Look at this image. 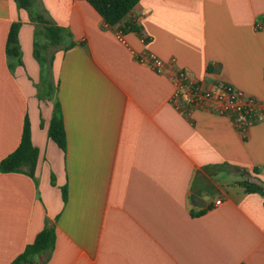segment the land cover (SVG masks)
Wrapping results in <instances>:
<instances>
[{
    "label": "crops",
    "instance_id": "crops-1",
    "mask_svg": "<svg viewBox=\"0 0 264 264\" xmlns=\"http://www.w3.org/2000/svg\"><path fill=\"white\" fill-rule=\"evenodd\" d=\"M38 13L71 34L54 51L46 102ZM13 23L21 65L6 55ZM130 23L141 35L122 32ZM146 54L160 71L140 63ZM181 72L205 91L231 86L264 102V0H140L113 27L85 0L28 11L0 0V162L26 117L39 150L33 178L0 172V264L53 224L55 248L38 263L264 264V194L244 184L264 190V122L243 131L214 101L179 107ZM56 101L65 152L48 137ZM194 195L212 202L198 208Z\"/></svg>",
    "mask_w": 264,
    "mask_h": 264
},
{
    "label": "trees",
    "instance_id": "trees-1",
    "mask_svg": "<svg viewBox=\"0 0 264 264\" xmlns=\"http://www.w3.org/2000/svg\"><path fill=\"white\" fill-rule=\"evenodd\" d=\"M19 8L28 11L32 6L38 5V0H15ZM95 11L103 18L108 26L119 24L127 15L131 14L133 9L139 4L140 0H85ZM31 21L39 28L40 35L44 38V42H34L33 55L41 69V81L48 86L47 100H50L56 88L53 81V59L54 52L47 57L48 48L50 46L58 48L67 37L71 34L64 28L57 27L51 21L45 19L40 13L35 17H31ZM21 23H13L11 25L7 43L6 55L8 60H17L18 64H22L21 47L18 39ZM123 33L135 32L139 35L140 31L134 23H130L121 29ZM73 46L72 43L67 49ZM55 48V49H56ZM48 137L65 152L66 150V133L61 106L58 101L53 105V115L48 128ZM39 159V150L35 148L31 141L30 122L28 117L25 119L23 136L19 147L0 162L1 173H25L30 177H34ZM246 191L249 193L264 194V190L258 185L244 183ZM63 197L66 198L67 191L62 190ZM56 244L55 225L46 226L35 238V240L26 246L11 264H43L38 263V256H45L46 259L53 252ZM45 259V260H46Z\"/></svg>",
    "mask_w": 264,
    "mask_h": 264
},
{
    "label": "built area",
    "instance_id": "built-area-1",
    "mask_svg": "<svg viewBox=\"0 0 264 264\" xmlns=\"http://www.w3.org/2000/svg\"><path fill=\"white\" fill-rule=\"evenodd\" d=\"M119 37L121 38V34ZM140 63L156 71H160L163 67V62L152 54L141 56ZM173 101L179 107L191 109L201 108L205 102L214 101L220 114L238 117L237 127L243 131H247L259 122H264V102L248 98L243 92L231 86H224L216 92L205 91L200 85L191 81L184 72L179 75ZM216 204L219 205L220 201Z\"/></svg>",
    "mask_w": 264,
    "mask_h": 264
},
{
    "label": "rangeland",
    "instance_id": "rangeland-1",
    "mask_svg": "<svg viewBox=\"0 0 264 264\" xmlns=\"http://www.w3.org/2000/svg\"><path fill=\"white\" fill-rule=\"evenodd\" d=\"M37 39L39 40V42H44V38L40 35L37 36ZM56 47H52L50 46L48 48V52H47V57L49 58L51 56V54L55 51ZM47 90H48V86L47 84L43 83V82H38L36 84V91H37V96L40 100H42L43 102H46L47 98Z\"/></svg>",
    "mask_w": 264,
    "mask_h": 264
},
{
    "label": "water",
    "instance_id": "water-1",
    "mask_svg": "<svg viewBox=\"0 0 264 264\" xmlns=\"http://www.w3.org/2000/svg\"><path fill=\"white\" fill-rule=\"evenodd\" d=\"M191 201L196 207L204 209L212 202V199L206 200L204 198L194 195L192 196Z\"/></svg>",
    "mask_w": 264,
    "mask_h": 264
}]
</instances>
